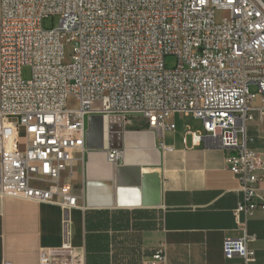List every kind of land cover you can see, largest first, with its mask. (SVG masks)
Wrapping results in <instances>:
<instances>
[{
    "label": "built area",
    "instance_id": "built-area-1",
    "mask_svg": "<svg viewBox=\"0 0 264 264\" xmlns=\"http://www.w3.org/2000/svg\"><path fill=\"white\" fill-rule=\"evenodd\" d=\"M218 9L228 12L222 21ZM54 16L59 25L44 28ZM255 111L264 115V0H0V199L83 207L70 180L86 118L124 124L138 114L160 135L181 113L202 123L195 144L227 153L243 192L235 216L250 217L264 210V149L248 134ZM251 241L226 237L224 257L254 264ZM164 259L159 249L143 264ZM40 264L73 263L42 252Z\"/></svg>",
    "mask_w": 264,
    "mask_h": 264
},
{
    "label": "crops",
    "instance_id": "crops-1",
    "mask_svg": "<svg viewBox=\"0 0 264 264\" xmlns=\"http://www.w3.org/2000/svg\"><path fill=\"white\" fill-rule=\"evenodd\" d=\"M259 103L257 97L253 105ZM254 116L251 145L264 149V115ZM185 117L170 115L167 123L175 128L159 135L141 115H129L117 158H109L107 131L103 149L76 153L70 183L83 207L66 212L49 203L0 199V264H40L42 252L73 264H143L159 249L165 259L154 264H235L239 259L224 257L223 241L245 233L252 237L254 264H264V210L237 219L243 192L227 153L205 140L195 144L191 132L203 127L193 129ZM90 182L110 184L95 205H88Z\"/></svg>",
    "mask_w": 264,
    "mask_h": 264
},
{
    "label": "water",
    "instance_id": "water-1",
    "mask_svg": "<svg viewBox=\"0 0 264 264\" xmlns=\"http://www.w3.org/2000/svg\"><path fill=\"white\" fill-rule=\"evenodd\" d=\"M107 130V148L109 151L123 149V122L120 117L109 118L105 120L103 115H90L88 118V130L86 136V148L87 149H103L105 147V136ZM132 170V168H126L125 172ZM120 174V171L118 172ZM105 188H110L109 183H88V205H95L98 203L99 192L104 193ZM106 190V189H105ZM105 200V204L111 205V198L109 194H102Z\"/></svg>",
    "mask_w": 264,
    "mask_h": 264
},
{
    "label": "rangeland",
    "instance_id": "rangeland-1",
    "mask_svg": "<svg viewBox=\"0 0 264 264\" xmlns=\"http://www.w3.org/2000/svg\"><path fill=\"white\" fill-rule=\"evenodd\" d=\"M228 15V12L223 10V9H218L216 11V20L217 21H222L226 16ZM60 17L59 16H54V17H49L44 20V28H53L59 25ZM73 50V43L67 42L65 43V53L66 57L69 60L70 59V54L72 53ZM177 64V59L175 56H167L166 57V65L168 68H174ZM22 77L25 81L31 79V68L29 66H24L22 68ZM257 89L252 86L251 91H256ZM73 103V102H72ZM132 117V115H130ZM136 117V116H135ZM87 126H88V118H86ZM185 123L190 124L191 127L195 130L202 129V126L198 120H195L193 116H186L185 117Z\"/></svg>",
    "mask_w": 264,
    "mask_h": 264
},
{
    "label": "bare ground",
    "instance_id": "bare-ground-1",
    "mask_svg": "<svg viewBox=\"0 0 264 264\" xmlns=\"http://www.w3.org/2000/svg\"><path fill=\"white\" fill-rule=\"evenodd\" d=\"M107 131V130H106ZM131 172V171H130ZM128 173V172H127ZM126 175V174H125ZM129 175V174H128Z\"/></svg>",
    "mask_w": 264,
    "mask_h": 264
}]
</instances>
